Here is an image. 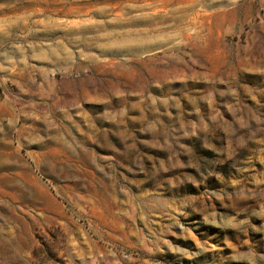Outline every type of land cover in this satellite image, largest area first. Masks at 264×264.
Returning <instances> with one entry per match:
<instances>
[{
  "label": "rangeland",
  "instance_id": "rangeland-1",
  "mask_svg": "<svg viewBox=\"0 0 264 264\" xmlns=\"http://www.w3.org/2000/svg\"><path fill=\"white\" fill-rule=\"evenodd\" d=\"M0 264H264V0H0Z\"/></svg>",
  "mask_w": 264,
  "mask_h": 264
}]
</instances>
